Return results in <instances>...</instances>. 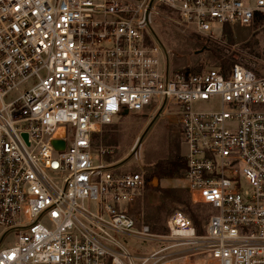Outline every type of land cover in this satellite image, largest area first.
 Instances as JSON below:
<instances>
[{
    "label": "built area",
    "instance_id": "1",
    "mask_svg": "<svg viewBox=\"0 0 264 264\" xmlns=\"http://www.w3.org/2000/svg\"><path fill=\"white\" fill-rule=\"evenodd\" d=\"M224 26L264 33V0H0V264H264V54ZM164 29L227 65L170 67ZM168 102L201 232L181 210L153 231L129 212L144 175L94 160L102 127Z\"/></svg>",
    "mask_w": 264,
    "mask_h": 264
},
{
    "label": "rangeland",
    "instance_id": "2",
    "mask_svg": "<svg viewBox=\"0 0 264 264\" xmlns=\"http://www.w3.org/2000/svg\"><path fill=\"white\" fill-rule=\"evenodd\" d=\"M164 30V35H167L166 46L172 52L170 67L186 66L194 71H200L205 67L217 66L219 65L217 60L211 58L213 54L224 60L226 64L225 58L221 55L224 50L218 44L212 42L205 44V41L194 36L187 37L170 29ZM230 36L232 41L226 37V34L222 36L227 45H234L250 53L261 55L260 57L263 56L264 33L256 26L231 28ZM164 107H158L152 113H149L150 107L136 113L129 112L115 119L113 124L102 127L92 138L94 160L116 165L121 172H140L145 177L156 164L165 167L181 156L186 148L181 142L177 121L178 109L175 104L169 102ZM208 107L209 104L205 102L193 104L194 109ZM70 135L69 131L68 137ZM134 145L138 159L134 157L136 153L133 150ZM99 148L104 149L103 155L98 152ZM184 184L182 176L149 180L141 195L129 208V212L137 220L147 223L157 233H163L167 217L173 211L181 210L190 218L192 215L196 217L197 222L191 219L197 230H202V225L209 214L208 208L194 204L189 193V205L166 201L162 197L164 189H186ZM162 201L164 205L159 209L158 205ZM185 260L183 264H216L208 254L194 255Z\"/></svg>",
    "mask_w": 264,
    "mask_h": 264
},
{
    "label": "trees",
    "instance_id": "3",
    "mask_svg": "<svg viewBox=\"0 0 264 264\" xmlns=\"http://www.w3.org/2000/svg\"><path fill=\"white\" fill-rule=\"evenodd\" d=\"M224 34H226V37L229 38L230 41H232V38L230 36V28L228 26H224ZM211 58L217 60L218 64L222 65V67H225L227 65V63L225 64L224 60L220 59L215 54H213ZM184 166L185 164H184V159L182 155L178 156L177 159L169 162L168 165H166L165 167L160 164H156L154 168L150 169L148 175L145 176V185L149 182V180L153 178L173 179V178L181 177L183 176V173H184ZM162 197L166 201H172V202L183 203V204L186 203L187 205H189L188 203L189 195L186 189L166 188L162 191ZM163 205H164V202L162 201L158 205V208L161 209ZM191 218L194 220L196 219V217H193V215L191 216ZM156 221L157 219H155V222ZM152 230L155 231L153 228ZM198 232H201V230L198 229Z\"/></svg>",
    "mask_w": 264,
    "mask_h": 264
},
{
    "label": "water",
    "instance_id": "4",
    "mask_svg": "<svg viewBox=\"0 0 264 264\" xmlns=\"http://www.w3.org/2000/svg\"><path fill=\"white\" fill-rule=\"evenodd\" d=\"M127 113H128V111H127V109H125L124 112H123V115L127 114ZM63 135H64V128L58 129V131L56 133V136L62 137ZM56 144H59V145L63 146L64 142L63 141H58V142H56Z\"/></svg>",
    "mask_w": 264,
    "mask_h": 264
}]
</instances>
